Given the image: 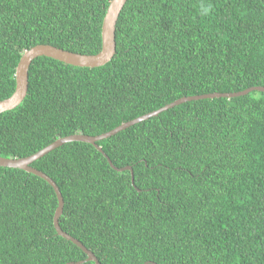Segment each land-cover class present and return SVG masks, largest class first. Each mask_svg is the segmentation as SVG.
Listing matches in <instances>:
<instances>
[{"label":"trees","instance_id":"1","mask_svg":"<svg viewBox=\"0 0 264 264\" xmlns=\"http://www.w3.org/2000/svg\"><path fill=\"white\" fill-rule=\"evenodd\" d=\"M109 2L0 0V101L33 46L97 54ZM115 42L96 68L34 59L24 100L0 114V156L101 135L182 97L264 87V0H127ZM97 145L106 156L75 141L31 167L62 194L61 229L100 264H264V92L184 102ZM57 205L46 181L0 167V264L86 259L57 235Z\"/></svg>","mask_w":264,"mask_h":264},{"label":"water","instance_id":"2","mask_svg":"<svg viewBox=\"0 0 264 264\" xmlns=\"http://www.w3.org/2000/svg\"><path fill=\"white\" fill-rule=\"evenodd\" d=\"M127 0H110L108 7L106 9L102 26H101V49L97 54L94 55H86V54H79L70 51L63 50L61 48H57L52 45L48 44H40L31 47L30 49L26 50L22 56L20 57L16 70H15V90L13 94L0 101V114L6 111L13 110L18 105L22 103L24 100L27 90H28V71L32 61L38 57H48L54 59L56 61H60L67 65L76 66V67H85V68H96L105 65L108 63L116 52V42H115V30L116 24L122 11L123 7L125 6ZM253 91L264 92V87L256 86L250 87L243 91L233 92V93H209L203 95H196V96H189V97H182L177 99L165 106L159 108L158 110L152 111L147 113L143 116L137 117L129 122L123 123L122 125L118 126L117 128L101 135L97 136H87L82 134H73L65 137L58 138L48 146L44 147L43 149L39 150L38 152L24 158H4L0 156V167L6 168H13V169H20L26 171L30 174H33L37 177H40L44 181H46L54 190L58 205L55 209L54 217H53V225L56 230L57 235L60 237L72 242L74 245L78 246L86 255V259L84 261H80L79 263L93 261L95 264H99L96 257L93 253L87 250L77 239L71 237L67 233H65L60 225H59V217L62 214L64 201L62 194L57 187L56 183L45 173L31 167V164L49 153L50 151L54 150L55 148L69 143V142H84L93 145L98 151H100L104 156V152L102 149L97 145V142L106 139L117 132L124 130L134 124H137L141 121L147 120L151 117L157 116L159 113L171 109L177 105H180L184 102L193 101V100H203V99H213V98H234L243 95H247ZM111 167L117 171H130L131 174V181L134 182L133 171L131 167H124V168H117L115 167L109 160ZM145 264H148L146 262Z\"/></svg>","mask_w":264,"mask_h":264},{"label":"bare ground","instance_id":"3","mask_svg":"<svg viewBox=\"0 0 264 264\" xmlns=\"http://www.w3.org/2000/svg\"><path fill=\"white\" fill-rule=\"evenodd\" d=\"M162 113V112H161ZM145 121V120H144ZM129 122V121H128ZM142 122V121H141ZM122 125V124H121ZM135 125V124H134ZM133 126V125H132ZM131 127V126H130ZM117 128V127H116ZM129 128V127H128ZM115 129V128H114ZM127 129V128H126ZM125 130V129H124ZM122 131V130H121ZM120 132V131H119ZM107 133V132H106ZM118 133V132H117ZM116 133V134H117ZM105 134V133H104ZM115 135V134H114ZM113 136V135H112ZM111 137V136H110ZM104 140V139H103ZM54 217V216H53ZM60 218V217H59ZM58 222H59V220H58ZM54 226V225H53ZM56 231V230H55ZM69 235V234H68ZM59 236V235H58ZM72 237V236H71ZM74 238V237H73ZM66 240V239H65ZM68 241V240H67ZM72 243V242H71ZM81 243V242H80ZM82 244V243H81ZM83 245V244H82ZM78 247V246H77ZM79 248V247H78ZM94 255V254H93ZM95 256V255H94ZM97 259V258H96ZM84 261V260H83ZM80 262V261H79ZM79 262H76L77 264H80ZM89 262H93V261H89ZM99 262V261H98ZM84 263H86V262H84ZM94 263V262H93ZM146 263V262H145ZM144 263V264H145ZM148 263H152V262H148ZM81 264H83V263H81ZM95 264V263H94ZM100 264V263H99ZM153 264V263H152Z\"/></svg>","mask_w":264,"mask_h":264}]
</instances>
